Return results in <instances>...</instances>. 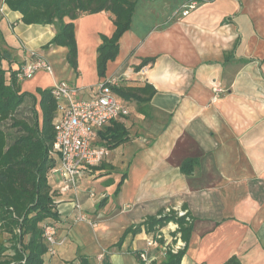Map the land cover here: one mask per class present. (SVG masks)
<instances>
[{"label": "crops", "instance_id": "crops-1", "mask_svg": "<svg viewBox=\"0 0 264 264\" xmlns=\"http://www.w3.org/2000/svg\"><path fill=\"white\" fill-rule=\"evenodd\" d=\"M132 1L119 55L99 77L102 35L115 31L110 13L75 21V72L67 47H45L56 25H27L0 0L4 67L20 68L33 50L52 66L53 73L39 70L20 79L23 91L37 93L64 80L89 98L99 83L121 79L156 89L148 104L125 103L130 113L117 120L130 139L108 148L77 188L60 191L58 173L53 183L49 179L58 190L55 225L64 242L54 256L45 255L47 264H77L80 255L92 264H141L137 253L150 233L142 228L122 240L125 231L166 207L186 208L193 218L181 264H225L232 256L264 264V0ZM190 1L197 8L183 16L181 7ZM145 57L156 60L136 71ZM216 86L223 92L215 98ZM110 125L95 144L106 145L102 135ZM79 212L93 223L78 221ZM149 252L153 259L161 256L158 248Z\"/></svg>", "mask_w": 264, "mask_h": 264}, {"label": "trees", "instance_id": "trees-1", "mask_svg": "<svg viewBox=\"0 0 264 264\" xmlns=\"http://www.w3.org/2000/svg\"><path fill=\"white\" fill-rule=\"evenodd\" d=\"M4 1L11 10L21 13L23 23L27 25H56L57 32L45 47H67V61L75 72L78 69L75 21L83 14L110 13L115 31L111 36L102 35V43L97 50L99 77L106 76L108 62L119 55V41L131 26L135 6L132 0ZM5 54V50L0 49V232L9 237L14 253H0V264H45L49 246L44 227L47 224L55 225L60 219L58 190L49 182L50 172L57 164V158L53 155L57 101L51 88H38L36 92L39 97L23 91L18 76L22 66L16 70L5 68ZM155 60L156 57L143 58L135 70L140 71ZM110 81L105 80L104 83L124 103L148 104L156 93L150 83L131 86L127 84V79H121L115 85ZM102 138L109 149L130 139L128 129L119 120L111 122ZM163 211L128 227L122 240L129 233L135 234L142 228L150 235L155 234L169 221H174L179 224L186 246L178 253L167 248L164 256L152 259L150 263L142 260L141 250L137 253L141 264H181L185 255L193 218L188 210L182 217L177 216L175 211L160 216ZM159 242L162 244L164 241L160 239ZM77 262L92 264L86 255L78 256ZM68 264L75 263L72 261ZM225 264L242 263L237 256H232Z\"/></svg>", "mask_w": 264, "mask_h": 264}, {"label": "built area", "instance_id": "built-area-1", "mask_svg": "<svg viewBox=\"0 0 264 264\" xmlns=\"http://www.w3.org/2000/svg\"><path fill=\"white\" fill-rule=\"evenodd\" d=\"M181 14L188 16L197 8V1H190L182 5ZM39 70L53 73L49 61L38 51L33 50L29 58L23 64L19 73L21 80L29 79ZM113 85L117 81H110ZM52 95L57 101V112L54 118L55 142L53 155L57 158V164L53 173L60 175L61 185L59 190L66 191L78 187L80 180L95 167L101 165L109 154L107 147L94 143L98 133L113 120L129 115V107L120 100L103 82L99 83L97 92L89 98H80L81 90L68 81L55 82L52 87ZM215 98L223 92L221 87H214ZM176 212L179 217L185 216L187 210L175 207H166L163 214ZM159 216V217H160ZM78 221L91 222L89 217L82 212L77 215ZM93 223V222H91ZM169 229L168 235L163 229ZM155 234H151L146 240V247L140 256L142 260L150 263L153 259L150 249L158 248L160 255L164 256L167 248L173 253H178L186 246L179 231V224L169 221L167 225ZM45 239L49 249L47 255L54 256L57 247L64 240L58 238L57 227L47 224L44 227ZM160 239L164 242L161 244ZM101 258V256H99ZM47 264V262H45Z\"/></svg>", "mask_w": 264, "mask_h": 264}, {"label": "rangeland", "instance_id": "rangeland-1", "mask_svg": "<svg viewBox=\"0 0 264 264\" xmlns=\"http://www.w3.org/2000/svg\"><path fill=\"white\" fill-rule=\"evenodd\" d=\"M5 67H6V66H5ZM6 68H7V67H6ZM29 92H30V91H29ZM34 94L38 96L37 93H34ZM54 174H57V173H56V172L53 173V171L50 172V181H51L52 183H53V181H55L54 176H52V175H54ZM12 245H13V243L10 242L9 237L6 236V235H3V234L0 232V253H1L2 255H4V254L9 255V254L14 253V250H13V248H12Z\"/></svg>", "mask_w": 264, "mask_h": 264}]
</instances>
